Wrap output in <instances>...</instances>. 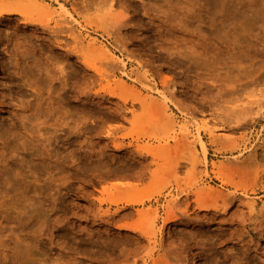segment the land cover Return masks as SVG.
<instances>
[{"label":"rangeland","instance_id":"obj_1","mask_svg":"<svg viewBox=\"0 0 264 264\" xmlns=\"http://www.w3.org/2000/svg\"><path fill=\"white\" fill-rule=\"evenodd\" d=\"M8 6L0 264H264V0Z\"/></svg>","mask_w":264,"mask_h":264},{"label":"bare ground","instance_id":"obj_2","mask_svg":"<svg viewBox=\"0 0 264 264\" xmlns=\"http://www.w3.org/2000/svg\"><path fill=\"white\" fill-rule=\"evenodd\" d=\"M35 3H39V5H40V2H38V1H35ZM43 5V4H42ZM2 8V9H1ZM0 8V15L2 16L3 14H18V15H22V16H25L26 18H27V22H29V23H31L32 25H35V24H39V25H44V23L42 22V21H38V22H36L35 21V18L33 19V18H31L30 16H29V13H27V11L23 8V7H20V6H16V7H14V6H8V8H3V7H1ZM69 15H70V13H69ZM72 15V14H71ZM25 18V19H26ZM72 18H74V16H72ZM75 19V18H74ZM71 20H73V19H71ZM76 23V22H75ZM78 23V22H77ZM80 24V23H79ZM82 30V29H81ZM95 40V39H94ZM89 45L88 46H93V45H95V41H89V43H88ZM97 47V46H96ZM106 49V48H105ZM22 53H24V52H22ZM21 53V54H22ZM26 53V52H25ZM24 53V54H25ZM23 54V55H24ZM111 55V54H110ZM112 56V55H111ZM85 61V60H84ZM87 63V62H86ZM89 64V63H88ZM87 65V64H86ZM91 65V64H90ZM92 67H93V65H92ZM63 71V70H62ZM48 75H50V74H48ZM51 76V75H50ZM12 77V76H11ZM52 77V79L51 80H53V78H54V76H51ZM50 77V78H51ZM15 78V77H14ZM55 79V78H54ZM156 98V97H155ZM151 101H152V99H151ZM239 118V117H238ZM245 119H246V117H244ZM240 119V118H239ZM245 119H244V121H245ZM241 120H243V118L241 119ZM236 122H238L239 120H235ZM246 122V121H245ZM240 123V122H239ZM246 124V123H245ZM81 128V127H80ZM79 128V129H80ZM207 129V128H206ZM205 131V130H204ZM207 131V130H206ZM197 132H199V130L197 131ZM209 132H210V130H209ZM212 133V132H211ZM198 135V134H197ZM211 135H214V134H211ZM224 135H226V134H224ZM223 135V136H224ZM202 136V135H201ZM200 136V134L198 135V137H196V138H199V139H197V140H199V143H200V145H201V148H202V150L204 151L203 153H204V155H205V153H207V151H208V148H207V143L205 142V140L202 138ZM210 136V135H209ZM195 138V137H194ZM213 139H215V138H213ZM195 140V139H194ZM196 140V141H197ZM214 141V140H213ZM144 150V149H143ZM150 150L148 149L147 150V154L148 153H150L149 152ZM217 151H219V152H221V151H223V149L221 148V147H219L218 149H217ZM232 151V150H231ZM152 152V151H151ZM152 154H153V152H152ZM218 173V172H217ZM221 176V175H220ZM224 177V176H223ZM221 179H223L222 177H221ZM225 179V178H224ZM227 179H225V180H221L222 182H226V183H229V181H226ZM231 182V181H230ZM229 184H233V183H229ZM234 185V184H233ZM204 192V191H203ZM197 195H198V193H197ZM125 201V200H124ZM199 201H201L200 202V206H202V208H203V206H204V204L202 203V200H199ZM126 203H128V204H135V203H141V202H143V201H141V200H137V199H134V198H130V199H128L127 201H125ZM116 203V202H115ZM117 203H118V201H117ZM202 203V204H201ZM210 207V206H209ZM250 207H252V206H250ZM256 207V206H255ZM201 208V209H202ZM208 208V207H207ZM202 211V210H201ZM169 213V214H168ZM167 214L168 215H166V217L164 218V221H163V226H165L167 223H169L170 221H172L173 220V215L172 214H175V213H172L171 212V210L169 209V211H167ZM176 216V215H175ZM175 218V217H174ZM175 221V220H174ZM122 227V226H121ZM121 227H119V228H121ZM124 228V227H123ZM129 229V228H128ZM133 229V228H132ZM134 230H140V229H134ZM132 231V230H131ZM141 231V230H140ZM145 234V233H144ZM147 236H149V234H146ZM151 236V235H150ZM152 240V239H151ZM196 255V254H195Z\"/></svg>","mask_w":264,"mask_h":264}]
</instances>
